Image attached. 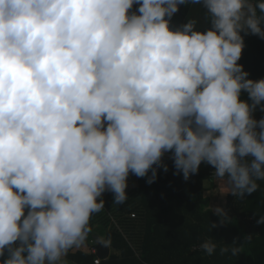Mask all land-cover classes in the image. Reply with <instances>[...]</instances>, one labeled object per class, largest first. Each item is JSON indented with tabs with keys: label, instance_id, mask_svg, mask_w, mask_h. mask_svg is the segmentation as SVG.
<instances>
[{
	"label": "clouds",
	"instance_id": "obj_1",
	"mask_svg": "<svg viewBox=\"0 0 264 264\" xmlns=\"http://www.w3.org/2000/svg\"><path fill=\"white\" fill-rule=\"evenodd\" d=\"M189 3L210 28L170 27ZM242 32L264 40V0H0L2 264H68L103 194L124 203L129 174L153 183L166 152L186 181L204 162L219 192L259 191L264 78L238 63Z\"/></svg>",
	"mask_w": 264,
	"mask_h": 264
},
{
	"label": "trees",
	"instance_id": "obj_2",
	"mask_svg": "<svg viewBox=\"0 0 264 264\" xmlns=\"http://www.w3.org/2000/svg\"><path fill=\"white\" fill-rule=\"evenodd\" d=\"M137 7L134 5L133 10ZM206 12L200 4L181 5L170 27L175 30L178 24L195 18L199 21L197 29L205 31L211 27ZM241 35L245 46L238 63L249 73V79L264 78V40L243 32ZM240 98L248 100V94L242 91ZM255 112L264 115L259 108ZM162 162L168 170L157 167L153 183L147 182L151 171L145 177L135 175L137 185L126 188L124 203L113 205V193L106 191L104 210L92 214L86 239L95 224L101 225L107 228L105 239L111 248L100 264H264V224H257L264 215V182H260L259 191L242 198L227 194V222L221 223L205 194L204 181L212 178L214 168L202 162L199 171L186 181L182 174H175L171 152L163 155ZM212 224L217 226L210 230ZM247 236L252 239L246 240ZM207 239L217 242L210 256L199 250ZM233 244L240 247L239 255L220 251ZM95 257V253L77 249L70 250L66 258L75 264H94ZM3 259L0 257V264Z\"/></svg>",
	"mask_w": 264,
	"mask_h": 264
},
{
	"label": "crops",
	"instance_id": "obj_3",
	"mask_svg": "<svg viewBox=\"0 0 264 264\" xmlns=\"http://www.w3.org/2000/svg\"><path fill=\"white\" fill-rule=\"evenodd\" d=\"M177 26H178L177 28H179V27H180V24H178ZM198 30H200V29H198ZM200 31H204V30H200ZM254 115H255L254 118L257 119V120H259L261 117H264V115H263V116H260V115H258L256 112H255ZM211 183H213V185L215 186V185H218L219 182L215 181L213 178H211L210 180H205V181H204V186L206 187V192H205V194H206V195L209 197V199H210V200H209V207L213 210V209H215L216 207L213 206V203H212V200H213V199H212V197L210 196V192L208 191V186H209ZM127 185H128L127 188L135 187V186L137 185V180H136V177H135L134 174H132V173L129 174V177H128V180H127ZM105 193H106V192H105ZM105 193L103 194L102 198H104ZM226 195H227V194H222L221 207H222L223 209L225 208ZM106 231H107V228H106V227H103V226H101V225L95 224V225L93 226V228H92L91 236L89 237L88 240L85 239V242H84L83 246L80 247V248L72 249V250L75 251V250H77V249H81V250L84 251V252H87V253H95V255H96L95 243L93 242L92 235H93V234L98 235V236L100 237V239L106 240V239H105ZM192 248L195 249L196 247L193 246ZM93 250H95V252H94ZM110 250H111V248H110V246H109V254H110ZM108 256H109V255H108ZM96 257H98V256L96 255ZM98 258H99V257H98ZM66 259H67V258H66ZM100 259H101V258H100ZM67 261H68V264H75L73 261H71V260H69V259H67Z\"/></svg>",
	"mask_w": 264,
	"mask_h": 264
},
{
	"label": "water",
	"instance_id": "obj_4",
	"mask_svg": "<svg viewBox=\"0 0 264 264\" xmlns=\"http://www.w3.org/2000/svg\"><path fill=\"white\" fill-rule=\"evenodd\" d=\"M95 243L96 255L101 259H106L109 255V244L106 240L100 239L98 235H92Z\"/></svg>",
	"mask_w": 264,
	"mask_h": 264
},
{
	"label": "rangeland",
	"instance_id": "obj_5",
	"mask_svg": "<svg viewBox=\"0 0 264 264\" xmlns=\"http://www.w3.org/2000/svg\"><path fill=\"white\" fill-rule=\"evenodd\" d=\"M219 188V184L218 185H213V183H211L208 186V191L210 192V196L212 197V203L214 207H221V202H222V194L221 192L218 191Z\"/></svg>",
	"mask_w": 264,
	"mask_h": 264
},
{
	"label": "built area",
	"instance_id": "obj_6",
	"mask_svg": "<svg viewBox=\"0 0 264 264\" xmlns=\"http://www.w3.org/2000/svg\"><path fill=\"white\" fill-rule=\"evenodd\" d=\"M95 252V250H93ZM93 263L94 264H100V258L98 257H95L94 260H93Z\"/></svg>",
	"mask_w": 264,
	"mask_h": 264
}]
</instances>
